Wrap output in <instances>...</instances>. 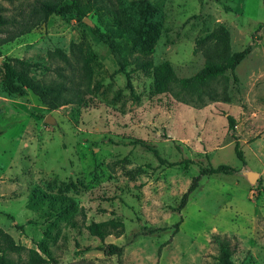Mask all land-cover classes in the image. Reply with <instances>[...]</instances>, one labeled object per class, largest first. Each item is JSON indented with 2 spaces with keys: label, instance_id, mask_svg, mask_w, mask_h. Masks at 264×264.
I'll return each mask as SVG.
<instances>
[{
  "label": "rangeland",
  "instance_id": "1",
  "mask_svg": "<svg viewBox=\"0 0 264 264\" xmlns=\"http://www.w3.org/2000/svg\"><path fill=\"white\" fill-rule=\"evenodd\" d=\"M147 1L160 12L159 37L149 51L124 43L128 66L119 70L91 31L103 32L107 15L87 0H0V63L18 69L17 60L28 61L38 65L33 79L85 92L82 105L49 111L29 92L7 94L0 69V228L26 248L43 244L57 264H218L213 236L229 240L234 264H264V0ZM70 5L85 15L41 21L44 6ZM223 31L230 53L249 47L233 74L211 84L226 86L227 103L193 107L153 93L151 70L140 60L168 62L177 78L191 77L204 65L209 36ZM222 112L235 120L244 165ZM217 165L248 167L259 177L251 186L240 172L202 176L175 211L199 168ZM69 181L78 184L68 194L71 210L53 214L34 200L44 184ZM107 220L122 231L100 239L85 229ZM109 244L122 248L119 257L105 253Z\"/></svg>",
  "mask_w": 264,
  "mask_h": 264
},
{
  "label": "trees",
  "instance_id": "2",
  "mask_svg": "<svg viewBox=\"0 0 264 264\" xmlns=\"http://www.w3.org/2000/svg\"><path fill=\"white\" fill-rule=\"evenodd\" d=\"M95 12L105 11L107 19L104 21V31L98 28H92L93 35L105 44L113 55L119 70L128 66L127 51L130 42L136 48L142 51H149L155 45L161 30V18L159 10L147 0H87ZM85 11L74 8L72 5L56 8L55 6H44L41 14V21L45 22L51 15L73 14L77 19L85 15ZM6 19L0 11V29L5 26ZM209 38L213 41L205 49V62L202 68L193 76L188 78H177L168 62H162L153 66L148 59H142L139 62L144 71L151 70L152 73V91L156 95L171 93L178 102L191 105L193 107L203 106L206 102L227 103L229 97L227 88L224 85L219 91L212 87V83L224 77L226 72L233 74L236 66L244 59L249 52V47L230 53L228 47V36L225 31L221 33H212ZM131 47V46H130ZM195 52V51H194ZM57 57L62 62H67L66 55L60 50H56ZM138 61L137 59H134ZM18 69H15L8 60L0 63L1 82L3 89L9 95L25 96L27 92L33 94L40 103L49 111L65 105L83 104L85 92L75 85L66 86L63 83L54 81L41 82L31 76L32 68L38 65L25 60H17ZM89 63V57L84 58V65ZM126 88L132 93L130 83V73L124 72ZM233 81L236 77L232 76ZM227 122V129L233 139V151L236 159L244 165L243 154L239 147L238 138L235 135L234 118L223 113ZM135 143L151 152L160 162L159 153L149 144L136 140ZM174 163L172 165H178ZM236 169L227 165H217L215 167H201L198 175L191 179L186 191L182 194L175 211H180L186 204L188 196L196 189L199 179L202 176L209 175H233ZM78 184L69 181L55 183H46L42 191L34 194V200L37 203H45L49 211L53 214L71 210L74 201L68 194H77ZM264 192V190L262 191ZM86 231L91 236H97L104 239L110 234H119L122 231V223L113 220L102 222H91L85 226ZM218 247V264H234L231 259L232 248L226 237L221 239L213 236ZM107 255L120 256L122 248L109 244L106 246ZM15 256L16 259L12 258ZM24 256V260L21 258ZM0 264H57V261L51 257L47 248L36 243L35 248H26L13 241V239L0 228Z\"/></svg>",
  "mask_w": 264,
  "mask_h": 264
},
{
  "label": "water",
  "instance_id": "3",
  "mask_svg": "<svg viewBox=\"0 0 264 264\" xmlns=\"http://www.w3.org/2000/svg\"><path fill=\"white\" fill-rule=\"evenodd\" d=\"M87 23L90 24V22L86 21ZM44 122L46 124H53V120L51 117L47 116L45 119H44ZM240 175L247 181V183L249 185H254L256 183V181L258 180V177H259V174L255 171H252L250 170L248 167H243L241 170H240Z\"/></svg>",
  "mask_w": 264,
  "mask_h": 264
}]
</instances>
